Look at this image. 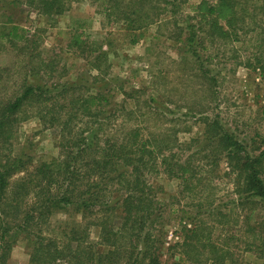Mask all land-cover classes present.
Listing matches in <instances>:
<instances>
[{
  "label": "trees",
  "instance_id": "obj_1",
  "mask_svg": "<svg viewBox=\"0 0 264 264\" xmlns=\"http://www.w3.org/2000/svg\"><path fill=\"white\" fill-rule=\"evenodd\" d=\"M5 1L52 21L79 0ZM89 1L99 8L104 20L125 27L131 45L139 44L142 33L137 31L151 26L172 25L177 30L172 38L183 50L177 59L203 94L187 112L199 116L203 133L199 139L180 142L174 126L171 128L178 119H166L158 107L146 105V101L143 113L138 101L131 109L115 106L111 116L120 113L119 123H112L110 114L105 115L112 104L108 95L112 79L106 78L109 41L108 51L94 42L95 49L82 50L78 43L84 58L93 56V63L87 65L97 75L90 82L82 73L74 82H56L51 77L54 63L34 53L37 41L17 35L19 29L10 19L0 20V52L7 46L24 58L19 66L20 86L13 95L0 99V264L8 263L19 241L28 250L27 264H239L240 243L242 252L263 258L264 145L249 150L217 116L208 115L216 100L212 96L216 95L213 85L217 76L200 63L199 51H211L216 44L218 49L240 45L243 36L252 33L255 55L251 68L264 78V29L257 23L264 16V0L201 1L190 5L191 15L182 26L177 25L180 8L175 0ZM167 15L168 21L163 19ZM205 56L210 61V56ZM244 66L250 67L249 63ZM3 72L7 71L0 69V81ZM149 100L157 102L155 97ZM32 117L42 128H58V156L28 171L31 155L23 149L15 153L14 146L19 124ZM137 117L142 118V126ZM156 121L162 122L163 129L152 130L150 122ZM222 163L225 167L219 172ZM16 174L23 176L11 181ZM151 176L177 181L178 195L185 209L190 208L171 209L182 202L171 199L175 201L169 207L171 220L179 228L177 241L168 247H164L165 209L147 182ZM222 179L232 185L226 203L218 195L217 182ZM80 212L88 218L95 216L96 221L86 219L83 223L82 216L81 224L75 222L72 216ZM234 213L235 225L239 217L244 224L242 238L228 231ZM56 214L67 215V220L51 225L49 220ZM94 227L98 229L97 245L108 249L103 253L94 251L88 241ZM163 250L170 260L178 252L177 261L163 263Z\"/></svg>",
  "mask_w": 264,
  "mask_h": 264
},
{
  "label": "rangeland",
  "instance_id": "obj_2",
  "mask_svg": "<svg viewBox=\"0 0 264 264\" xmlns=\"http://www.w3.org/2000/svg\"><path fill=\"white\" fill-rule=\"evenodd\" d=\"M201 1L211 3L213 0H175L174 2L180 8V18H176L177 25L182 26L187 21L186 17L191 15L190 5L199 4ZM28 9L0 0V20L10 19V22L19 29L17 35L37 41L34 53L36 57L40 56L46 62L54 63V70L51 74L54 81L74 82L78 78V74L82 73L81 77H87V81L90 82V78L97 75V72L91 70L87 65V63H93V56L84 58V54H80V48L79 50L77 48L78 43L81 42L82 50L88 47L89 50H93L96 45H102L103 49L107 48L108 51L107 40L111 45V50H109L111 56L107 61L109 68L106 78L112 79L108 83V87L112 88L108 94L112 104L106 107L105 115L106 113L110 116L114 114L115 106L131 109L134 107L135 101L139 102L140 113H143V101H146V105L152 104V106L158 107L166 115V119H178V123H172L171 128L174 126V131H177V138L180 142H188L192 138L195 140L201 137L203 124L199 121V116H193L187 111L194 103L200 102L199 98H202L203 94L199 92L196 82L190 78V72L186 66L177 59L183 50H179L178 42L172 38V35L176 36L177 31L172 25H166L159 29L151 26L143 31H137L136 34L142 33V37L139 38V44L131 45L125 27L104 20L97 12L99 8L89 0L71 2L68 12L52 21H48L45 17L38 16L34 10ZM3 14H5L4 18L1 17ZM260 17L261 22L257 23L264 29V16ZM163 19L168 21L170 16L167 15ZM254 27L256 28V26ZM251 35L252 33L243 36L245 41L240 45L221 46L218 49L216 44L211 46V51H199L203 60L200 63L210 71V75L217 76L216 83L213 85L216 95L212 96L216 100L211 102V110L208 115L212 118L217 116L220 124L228 129L236 139L243 141L249 150L257 147L262 148L264 145V78L260 75L259 70L252 69L255 44L251 42L253 41ZM153 36L156 37L153 38ZM21 44L20 41L18 45ZM89 44L94 46L91 47ZM206 45L209 46V43ZM79 55L82 56L79 57ZM205 55L210 56V61L206 60L208 57L206 58ZM187 57H190L191 61H195L192 54H188ZM21 61L23 63L24 58L19 52L9 51L7 46L1 50L0 69H5L7 72L1 73L0 99L13 95L20 86L22 68L19 66ZM246 63H249L250 67L244 66ZM217 73L219 74L217 75ZM36 77L35 80L38 81L39 76ZM40 78L46 79V77ZM157 95H159L158 98ZM160 96H163L162 100ZM150 97H155L157 102L150 103ZM111 117L114 119L113 122V119L110 118L112 123H119L120 113L119 116ZM141 120L142 118L137 117L139 125H141ZM156 122H150L152 130L163 129L162 122ZM165 122L168 120H163V123ZM167 126H170L169 122ZM57 143L58 128H42L38 120L32 117L19 124L14 152L21 153L23 149L26 155H31L32 161L27 167L28 171H31L39 163H48L58 156ZM195 143L200 144L199 142ZM197 145L195 147H198ZM223 165L225 167L223 163L219 166V172ZM22 176L23 174H16L11 178V181ZM147 182L155 191L156 200L165 209L163 214L166 227L164 247L171 246L177 241L175 235L179 226L177 222L171 220L174 217L171 216L169 207L170 204H173L172 202H175L171 201L173 197L180 199L178 182L167 180L163 176H151ZM217 183L218 195L222 197V202H228L232 185L227 179H222ZM177 207L185 209V202H180L178 206L175 204L171 209ZM188 209L190 208L186 207L185 210ZM235 213L237 214L238 211L235 210ZM235 213L231 216L233 226H230L232 229H228V231L234 234V237L242 238L244 224L239 217L238 223L235 225L234 221L238 215L235 216ZM72 219L79 224L82 220L84 223L86 219L96 221L95 216L85 217L84 212L74 214ZM168 219L170 222L167 223ZM65 220H67V215L56 214L51 217L49 223L57 226L63 224ZM88 241L93 244L94 251L98 253L108 250L104 246L97 245L99 237L98 229L95 227L92 228ZM239 249L240 251L237 252L240 255L239 264H264V256L258 258L257 255L250 252H242L241 243ZM27 251L24 242L19 241L11 251L7 264H27ZM169 256L167 251L163 250L162 262L177 261L179 254L175 251L173 260H170Z\"/></svg>",
  "mask_w": 264,
  "mask_h": 264
}]
</instances>
